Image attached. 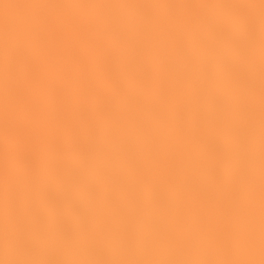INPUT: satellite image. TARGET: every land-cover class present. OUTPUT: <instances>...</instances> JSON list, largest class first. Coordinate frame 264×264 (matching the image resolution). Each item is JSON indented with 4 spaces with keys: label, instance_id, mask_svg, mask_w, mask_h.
<instances>
[{
    "label": "snow or ice",
    "instance_id": "1",
    "mask_svg": "<svg viewBox=\"0 0 264 264\" xmlns=\"http://www.w3.org/2000/svg\"><path fill=\"white\" fill-rule=\"evenodd\" d=\"M3 264H264V0H0Z\"/></svg>",
    "mask_w": 264,
    "mask_h": 264
},
{
    "label": "clouds",
    "instance_id": "2",
    "mask_svg": "<svg viewBox=\"0 0 264 264\" xmlns=\"http://www.w3.org/2000/svg\"><path fill=\"white\" fill-rule=\"evenodd\" d=\"M3 253H4L3 244L2 241H0V264H3Z\"/></svg>",
    "mask_w": 264,
    "mask_h": 264
}]
</instances>
